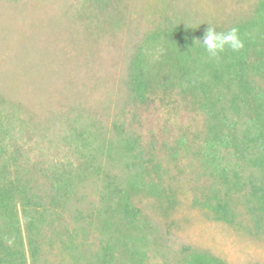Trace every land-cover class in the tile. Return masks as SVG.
Returning a JSON list of instances; mask_svg holds the SVG:
<instances>
[{
  "label": "rangeland",
  "instance_id": "1",
  "mask_svg": "<svg viewBox=\"0 0 264 264\" xmlns=\"http://www.w3.org/2000/svg\"><path fill=\"white\" fill-rule=\"evenodd\" d=\"M83 1L56 5L51 0H0V26H38L39 16L48 21L53 13L64 25L81 26L76 22L80 17L88 20ZM34 3L43 8L36 9ZM134 4L133 9L124 12L126 28H134L137 42L144 43L152 33L160 35L168 26L166 19L171 18L193 20L217 32L242 26L263 46L264 0H136ZM109 13L107 18H112ZM129 31L124 29L119 40H109L112 56L117 58L121 46L127 45L124 34ZM163 49L159 45L152 53V63L160 60ZM12 55L15 53L0 51V83L12 71L8 67ZM256 59L258 56L252 52L248 60ZM118 68L124 69L122 61ZM165 75V71L159 75L156 90L150 93L153 101L147 99L134 110L142 121L144 145L154 153L144 163L147 175L143 186L132 187L130 177L116 169L117 160L107 149L95 151L93 165L79 171L76 162L71 161L76 155L73 146H65L57 136L50 135L42 142L36 141L45 144L39 146L41 154L36 150L34 156H41L42 163L48 160L47 168L52 173L41 182L27 180L28 186L55 191L63 188L59 201H54L55 207L45 213L46 225L36 240L37 259L32 256L19 204L18 247L13 249L12 264H183L192 255L214 264H264V198L258 196L261 188L251 184L229 188L222 168L226 166L225 158L232 159L234 152L223 142L212 141L210 133L208 137L203 113L207 101L202 102V96L227 92L226 84L216 86L212 82L209 88L197 90L200 98L188 95L186 100L178 94L179 81L170 82ZM120 76L121 72L116 78ZM253 80L256 88L264 91V76ZM4 94L5 100L20 107L18 99L11 98L7 91ZM117 116L123 118L119 113ZM230 117L238 122L239 117ZM114 135L109 130L106 137L112 140ZM214 151L219 154L218 160ZM254 169L253 164L243 169L247 178ZM14 244L15 240L10 248Z\"/></svg>",
  "mask_w": 264,
  "mask_h": 264
},
{
  "label": "trees",
  "instance_id": "2",
  "mask_svg": "<svg viewBox=\"0 0 264 264\" xmlns=\"http://www.w3.org/2000/svg\"><path fill=\"white\" fill-rule=\"evenodd\" d=\"M51 1L56 5L68 3ZM135 1L85 0L89 21L80 17L76 22L81 26L64 25L56 13L49 15L48 21L39 16L38 26H0V51L15 53L8 61L12 71L0 83V264H12L11 257L15 260L19 204L32 256L37 259L36 240L46 225L45 213L61 195L63 186L56 191L28 186L27 180L41 182L52 173L47 168L48 160L42 163L41 156H34L36 150L41 154L39 146L45 144L36 141L42 142L50 135L58 137L65 146H73L78 156L71 157V161L76 162L79 171L93 165L95 151L102 153L107 149L117 160L116 169L130 177L132 187L144 185V163L154 153L144 145L140 134L142 121L134 110L139 104H146L147 99L153 101L150 93L156 90L159 75L164 71L170 82L179 81L178 94L186 100L188 95L200 98L197 90L209 88L212 82L216 86L220 82L226 84L227 92L202 96V102L207 101L203 113L208 122V137L210 133L212 141L223 142L234 152L232 159L225 158L226 166L222 168L229 188L251 184L261 188L258 196L264 198V91H259L256 81H252L264 76V42L262 46L245 28L234 26L231 29L238 30L243 48L234 51L226 47L218 57H210L197 41H202L209 26L171 18L166 19L168 26L160 35L152 33L144 43L137 42L134 28H126L124 12L126 8L133 9ZM34 7L43 8L38 3ZM108 11L112 18H107ZM95 22L99 26H90ZM46 23L47 26H41ZM128 28L130 31L124 34L127 45L121 46L116 58L108 49L109 42L121 39L120 33ZM262 30L264 40V26ZM159 45L164 48L163 54L152 63L151 55ZM252 52L258 56L255 61L248 60ZM119 61L123 70L118 68ZM5 91L19 100L20 107L5 100ZM58 109L60 114H56ZM231 115L239 117L238 122ZM109 130L115 133L112 140L106 137ZM243 153V157L238 156ZM214 158L219 159L216 151ZM249 164L255 169L247 178L243 169ZM183 264L214 263L192 255Z\"/></svg>",
  "mask_w": 264,
  "mask_h": 264
},
{
  "label": "clouds",
  "instance_id": "3",
  "mask_svg": "<svg viewBox=\"0 0 264 264\" xmlns=\"http://www.w3.org/2000/svg\"><path fill=\"white\" fill-rule=\"evenodd\" d=\"M197 41L207 50L210 57H218L226 47L239 51L244 46L236 28L228 32H217L214 28L208 27L202 41Z\"/></svg>",
  "mask_w": 264,
  "mask_h": 264
}]
</instances>
